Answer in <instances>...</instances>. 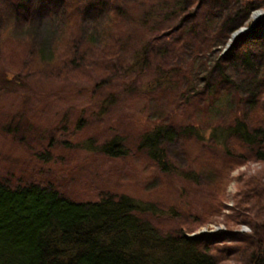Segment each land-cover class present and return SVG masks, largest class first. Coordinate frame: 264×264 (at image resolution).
<instances>
[{"label": "rangeland", "instance_id": "rangeland-1", "mask_svg": "<svg viewBox=\"0 0 264 264\" xmlns=\"http://www.w3.org/2000/svg\"><path fill=\"white\" fill-rule=\"evenodd\" d=\"M21 1L0 0V177L50 179L81 201L111 192L128 195L152 204L156 213L148 219L166 233L231 231L229 246L240 248L222 264H242L253 244L248 236L255 229L264 236V161L241 143L235 148L233 139L219 144L211 139L214 131L233 123L235 92H218L212 106L196 93L205 89L230 36L250 27L252 17L246 25H228L229 38L223 41L218 28L238 10L234 0L223 5L216 0H93L97 8L79 9L71 24L65 0H29L25 11ZM117 6L126 12L123 18ZM72 24L78 44L89 42L93 51L80 66L54 70L53 49L58 41L72 39ZM107 28L112 34L103 37ZM142 54L145 64L135 68ZM174 68L183 71L171 73L170 84H163L160 70ZM227 71L245 86L242 74ZM8 77L12 84L6 86L2 78ZM243 110L247 105L240 106L241 116ZM163 121L167 161L181 176L196 174L195 181L162 174L147 153L137 151L144 131ZM186 125H193L195 134L179 136ZM117 136L129 155L109 159L101 148ZM231 155L242 161L226 177H215L220 179L214 183L205 176L217 175L215 168L228 164Z\"/></svg>", "mask_w": 264, "mask_h": 264}, {"label": "trees", "instance_id": "trees-1", "mask_svg": "<svg viewBox=\"0 0 264 264\" xmlns=\"http://www.w3.org/2000/svg\"><path fill=\"white\" fill-rule=\"evenodd\" d=\"M27 1L22 0L19 4L23 11ZM41 1L46 4L52 0ZM226 1L216 0L215 3L223 5ZM233 2L238 10L224 18L218 28V36L223 41L229 38L228 25L235 21H239L238 26L246 25L256 10H264V0ZM65 4L70 7L67 12L72 11L67 18L70 24L79 9L88 11L95 7L93 0H65ZM115 9L118 16H125L126 12L121 8L117 6ZM184 11L181 4L179 12ZM75 27L73 24L69 26L72 39L63 43L58 41L53 49L54 60L50 65L54 70L80 66L86 54L93 51L89 42L84 46L78 44V39L74 37ZM110 34L112 32L107 28L103 37ZM142 58L145 55L138 58L135 68L145 64ZM227 68L233 75L242 74L245 86L240 85ZM182 71L177 68L166 73L160 70V75L165 77L163 84H170L171 73L180 75ZM17 78L23 82L20 75ZM205 79V89L196 93L203 97L205 106L214 105L220 91L229 93V96L235 92L237 100V107L230 111L233 123L225 131H214L212 141L219 144L233 139L235 148L243 144L241 148L249 149L256 159L263 162L264 18L252 35L242 36L229 52L218 57ZM2 80L6 86L12 82L9 77ZM241 105L249 108L248 111L243 110L242 116L239 112ZM80 121L76 123L77 130L80 129ZM166 129L167 124L163 121L144 131L137 151L147 153L150 164L158 167L162 174H178L167 161L162 145L161 138L167 133ZM178 130L181 137L195 134L193 125ZM196 138L202 141L203 137L198 135ZM128 153L129 148L121 136L110 139L101 148V154L109 159H121ZM238 157L242 156L231 155L228 164L219 168L211 162L217 175L213 171L205 176H211L217 183L220 178L215 177H226L231 168L240 165L242 160ZM207 167L203 169L207 171ZM182 176L186 179L190 176L193 181L197 178L196 174ZM155 213L156 208L152 204H144L125 194L104 193L98 200L81 201L68 196L60 185L50 179L43 182L26 176L17 179L0 177V264H222L225 256H234L240 248L229 246L230 242H234V233L228 230L195 233L196 230L187 232L182 229L166 233L148 219ZM248 241L254 245L248 246L249 252L241 263L264 264V236L261 230L255 229L254 234L248 236ZM248 241L241 246L245 247Z\"/></svg>", "mask_w": 264, "mask_h": 264}, {"label": "water", "instance_id": "water-1", "mask_svg": "<svg viewBox=\"0 0 264 264\" xmlns=\"http://www.w3.org/2000/svg\"><path fill=\"white\" fill-rule=\"evenodd\" d=\"M251 17L253 23L252 27H246L235 31V33L231 35L229 39L230 41L227 44L225 50L223 51L224 55L229 52V50L236 44L239 38H241L242 36H246V34L252 35L256 31L257 25L264 18V11L256 10V12H254Z\"/></svg>", "mask_w": 264, "mask_h": 264}]
</instances>
